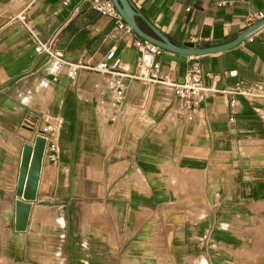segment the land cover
Returning <instances> with one entry per match:
<instances>
[{
  "label": "crops",
  "instance_id": "1",
  "mask_svg": "<svg viewBox=\"0 0 264 264\" xmlns=\"http://www.w3.org/2000/svg\"><path fill=\"white\" fill-rule=\"evenodd\" d=\"M130 1L166 37L203 47L231 41L247 15L264 12V0ZM134 39L86 0H0V264L246 257L264 226V27L193 58L204 91L191 119L174 93L191 57L164 50L162 80L151 82L137 76ZM42 43L52 56L36 52ZM112 48L125 75L120 104L93 69ZM236 84L244 94L228 93ZM46 118L61 121L58 153L43 155L26 228L16 231L22 149Z\"/></svg>",
  "mask_w": 264,
  "mask_h": 264
},
{
  "label": "built area",
  "instance_id": "2",
  "mask_svg": "<svg viewBox=\"0 0 264 264\" xmlns=\"http://www.w3.org/2000/svg\"><path fill=\"white\" fill-rule=\"evenodd\" d=\"M90 7L102 15L109 16L114 19L116 26L125 35H135L130 27L126 25L121 16L116 11L111 0H86ZM264 17V12H257L255 14L247 15L245 19L246 27L251 26L257 21ZM19 19H24L23 15L19 16ZM134 46L140 52L137 61V76L143 74L151 82H158L162 79L159 78V71L161 68V63L158 60V56L164 51L162 48L143 40L135 35ZM37 53H47L52 56L53 50L49 43L38 44L35 47ZM115 49H110L106 55L105 61H100L97 63L93 69L103 74L106 78L108 87L111 90V98L114 104H120L124 97V82L123 79L125 75L120 73L116 67L118 65V60L114 59ZM191 57L192 61L187 67L183 80L179 83L174 84V93L179 102V109L181 113H184L186 118L191 119L195 111L199 107V103L203 98L204 88L202 86V69L200 64ZM111 60V61H109ZM81 64H76L70 66L71 68L67 71L68 78H72L75 74V69L81 67ZM141 73V74H140ZM229 76H235V71H230L227 73ZM230 94H244L241 87L236 84L235 87L228 91ZM235 104V99L230 100L229 106L233 107ZM61 121L59 119L49 120L45 119L42 124L37 136L44 138L45 147L44 154L48 155V159L55 160L58 153V145L56 143L55 137L57 131L60 127ZM36 136V137H37ZM35 138V137H34Z\"/></svg>",
  "mask_w": 264,
  "mask_h": 264
},
{
  "label": "water",
  "instance_id": "3",
  "mask_svg": "<svg viewBox=\"0 0 264 264\" xmlns=\"http://www.w3.org/2000/svg\"><path fill=\"white\" fill-rule=\"evenodd\" d=\"M111 2L123 21L131 28L137 37L146 40L165 51L187 57H196L232 49L241 42L247 40L257 30L264 27L263 17L251 26L244 28L231 41L222 44L206 47L199 46L192 41H186L180 44L166 37L160 30L156 29L151 23H149L130 0H111ZM137 19L144 21L148 29L151 31V34L147 33L140 27ZM44 147L45 140L40 136L35 137L32 144H25L23 146L20 169L16 183V199L14 202L16 231H23L26 228L31 204L32 201H34L37 192Z\"/></svg>",
  "mask_w": 264,
  "mask_h": 264
},
{
  "label": "rangeland",
  "instance_id": "4",
  "mask_svg": "<svg viewBox=\"0 0 264 264\" xmlns=\"http://www.w3.org/2000/svg\"><path fill=\"white\" fill-rule=\"evenodd\" d=\"M264 224V220L260 222ZM264 226H262L263 228ZM258 228L257 238L252 245L245 247L247 251L241 250V254L246 256L237 260V264H263L264 261V230ZM263 230V231H262Z\"/></svg>",
  "mask_w": 264,
  "mask_h": 264
},
{
  "label": "bare ground",
  "instance_id": "5",
  "mask_svg": "<svg viewBox=\"0 0 264 264\" xmlns=\"http://www.w3.org/2000/svg\"><path fill=\"white\" fill-rule=\"evenodd\" d=\"M245 251H247V250H245ZM263 264H264V261H263Z\"/></svg>",
  "mask_w": 264,
  "mask_h": 264
}]
</instances>
